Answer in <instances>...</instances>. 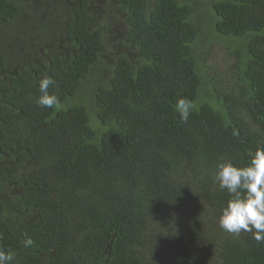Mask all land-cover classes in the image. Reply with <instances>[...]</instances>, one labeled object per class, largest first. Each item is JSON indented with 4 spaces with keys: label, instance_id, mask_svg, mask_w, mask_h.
Masks as SVG:
<instances>
[{
    "label": "trees",
    "instance_id": "obj_1",
    "mask_svg": "<svg viewBox=\"0 0 264 264\" xmlns=\"http://www.w3.org/2000/svg\"><path fill=\"white\" fill-rule=\"evenodd\" d=\"M3 43L12 264H264L252 232L220 228L215 181L264 148V0H0ZM45 76L59 107L35 103Z\"/></svg>",
    "mask_w": 264,
    "mask_h": 264
},
{
    "label": "clouds",
    "instance_id": "obj_2",
    "mask_svg": "<svg viewBox=\"0 0 264 264\" xmlns=\"http://www.w3.org/2000/svg\"><path fill=\"white\" fill-rule=\"evenodd\" d=\"M56 81L45 76L39 82L40 96L35 103L41 108L59 107V97L49 88ZM193 105L187 98L177 101L175 109L181 122L187 123ZM215 181L221 190H226L229 199L221 210L219 226L224 231L239 235L241 231L252 232L253 238L264 242V148H258L249 164L244 167L234 165L230 160L216 165ZM34 241L26 238L25 248H30ZM15 253L0 246V264H12Z\"/></svg>",
    "mask_w": 264,
    "mask_h": 264
},
{
    "label": "rangeland",
    "instance_id": "obj_3",
    "mask_svg": "<svg viewBox=\"0 0 264 264\" xmlns=\"http://www.w3.org/2000/svg\"><path fill=\"white\" fill-rule=\"evenodd\" d=\"M17 40L19 41L18 42V44H19L18 46H20V43L21 44H29V42L32 41V38L30 36H28L27 34H24L23 36H18ZM9 46L10 45H7L5 43L0 45V57H3L5 53H8L11 50V49L8 48ZM18 46H16L13 49H20L22 47V46H20V47H18ZM213 56H214V59L218 58V62L221 63L220 61H221L222 54L221 53L219 54V51H215L213 53ZM27 58H33V57L32 56H29V57L27 56ZM224 77H226V76H224Z\"/></svg>",
    "mask_w": 264,
    "mask_h": 264
}]
</instances>
